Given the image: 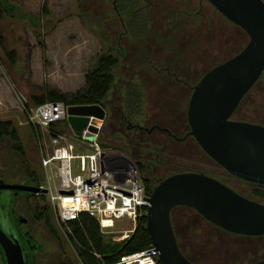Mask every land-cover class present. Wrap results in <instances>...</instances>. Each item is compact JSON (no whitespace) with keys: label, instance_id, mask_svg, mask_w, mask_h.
I'll return each instance as SVG.
<instances>
[{"label":"rangeland","instance_id":"1","mask_svg":"<svg viewBox=\"0 0 264 264\" xmlns=\"http://www.w3.org/2000/svg\"><path fill=\"white\" fill-rule=\"evenodd\" d=\"M10 1L22 9L24 16L16 19L6 17L1 22L4 46L0 45V120L9 119L13 122L25 153L44 177V167L41 164L42 142L36 135L33 125L27 120L28 112L35 105L31 97L41 96L52 88L63 93L81 90L85 85L86 71L105 47L95 35L80 24L76 16L75 0ZM162 1L165 7H170L172 11L186 8L188 3V0ZM165 7L158 11L155 18L156 16L162 18L161 12L166 15ZM189 9L198 13L200 19L198 24L195 25L190 19L189 24L192 23L194 26L176 31L178 37L175 53L154 43L153 59L156 65L164 63L170 71H177L180 77L195 84L207 70L238 52L248 41V36L243 29L224 18L206 0L201 4L199 0H190ZM33 17L38 19V25L32 24ZM122 42L126 50V61L131 62L133 66L137 63L145 68V60L134 62L133 55L139 45L127 39ZM141 45L146 48V42ZM119 68L122 74L116 79V88L127 83L133 70L122 65ZM135 70L146 78V69ZM147 79L149 83L144 86L145 93L147 89V102L143 120L146 121V125L154 122L163 124L168 121V112L171 111L168 110L171 96L178 98L181 95V100L185 102L189 99L191 91L173 82L164 73L156 76L153 70H149ZM113 95L114 92L112 97ZM86 135L88 139L93 138L89 132ZM150 137L162 140L164 147L171 149L173 153L182 154L170 156L171 161L175 162L174 165H178L177 168L180 166L202 168L218 175L239 190L243 189L240 182L229 176L197 143L188 142V139L177 142L167 137L164 131L157 129H154ZM100 138L107 141L106 147L131 156L127 151L118 148L119 141L112 139L111 136L101 135ZM7 151L9 142L7 139H0V175L14 163ZM80 161V158L73 159L74 164ZM173 170L174 168H163L161 174L164 176ZM47 173L50 189L55 191L57 177L53 170H47ZM6 175H2L4 180L16 181L18 178L10 172ZM23 204L24 201L19 197L18 207L20 208V205L23 207ZM19 210L27 217L24 208ZM171 220L181 238L184 250L192 258L197 257L196 254L199 252L204 254L201 259L204 264H228V259L233 255L243 256V261L251 256L242 251L246 249V245L248 246L247 238L221 232L214 234L208 223L192 208L174 207ZM27 226L41 245V249L35 254V264H64L67 261L83 264L68 238L70 230L66 227V221L60 219L53 208L48 220L29 219ZM134 226V220L122 217L115 218L114 221H105L101 224V230L106 237L121 240L129 233L127 230ZM193 246L197 247V253L196 250H191ZM257 256L259 254L254 255ZM0 264H3L1 252Z\"/></svg>","mask_w":264,"mask_h":264},{"label":"water","instance_id":"2","mask_svg":"<svg viewBox=\"0 0 264 264\" xmlns=\"http://www.w3.org/2000/svg\"><path fill=\"white\" fill-rule=\"evenodd\" d=\"M227 20L245 31L246 44L234 55L207 70L192 87L186 114L189 130L200 147L228 172L264 184V124L231 117L244 94L264 70V0H207ZM115 0H113V3ZM67 121L77 136L87 127L98 131L106 116L99 103H71ZM88 122H90L88 124ZM17 191L43 192L46 187L0 178L4 205L0 215V248L5 264H29L26 247L11 216V195ZM71 192L70 189H60ZM146 228L159 249L161 264H195L181 251L173 230L171 209L193 207L220 227L238 233H264V202L251 199L215 176L198 170L170 173L146 196ZM248 264H264V258Z\"/></svg>","mask_w":264,"mask_h":264},{"label":"trees","instance_id":"3","mask_svg":"<svg viewBox=\"0 0 264 264\" xmlns=\"http://www.w3.org/2000/svg\"><path fill=\"white\" fill-rule=\"evenodd\" d=\"M75 1L77 4L76 16L78 17L80 24L96 36L99 42L105 47V50L94 59L93 64H91L86 71L85 85L81 90L75 93H63L58 89L52 88L46 90L41 96H32V102L34 104L45 101L99 103L106 108L109 106V101H111L109 98L112 97V92H114L115 95H113L112 98H114L118 114L123 112L125 115L129 114L138 118L144 111L145 104L144 86L142 82L137 80V78H142V75L139 71H136L133 76L134 79L130 81L129 84H125V86L121 85L119 86L120 88H116L115 85L116 79L122 74L119 66L122 65L126 67L131 63L127 62L125 59L126 50L122 41L127 39L131 42H136L139 45L133 55L135 63L140 60H145L147 62L150 59L154 43L172 53H175L176 36L173 32L175 29L174 26L185 29L188 28L190 26L189 20L192 18L186 17V15L190 14V12L181 8L172 11L170 10V7H165L162 0H115L114 3L113 0ZM188 3L187 5L189 6ZM162 6L165 7L166 15L163 18H158L157 16L155 18V15H157ZM23 16L24 12L17 4L10 0H0L1 46H4L3 35L1 33L2 20L6 17L16 19L20 17L22 18ZM168 21H170V23ZM31 22L33 25L39 24L38 19L35 17L31 18ZM172 23L174 25L170 27L169 25ZM147 38H150L149 48H145L141 45V43L145 44ZM10 57L13 61V56H11V54ZM133 67L137 68L142 66L136 63ZM114 88L116 90H114ZM178 106L179 109H181L178 118L185 121L186 112L184 101L179 102ZM231 117L264 124V70L252 87L244 94L234 109ZM106 124L107 126H105ZM163 125L166 126L164 123ZM105 127H107V129ZM168 128L178 135L181 134L172 130L170 126H168ZM49 129H59L61 131L67 130L68 123L66 120L53 121L49 124ZM101 135L103 137L111 136L112 139L119 141L117 147L125 151L130 148V144H134L127 140L123 131L114 130L112 124H109L107 120L101 125L99 131L100 144L103 147H106L107 141L100 138ZM166 136L170 137L167 134ZM0 139H7L9 142V151L7 152L14 161V165L11 163L9 169L2 171V175L7 176L6 174L10 172L18 177L15 179L17 182L39 185L44 177L39 173L37 167L32 164L31 160L25 153L17 128L11 120H0ZM135 161L137 162V160ZM137 164L139 169L143 171L142 169L144 166L142 163L137 162ZM179 169H195L223 180L218 175L205 171L202 168L180 166ZM223 169L226 171L225 168ZM141 174L146 192L150 193L153 183L149 179V173L146 172V176L144 173ZM228 175L235 180L241 179L231 173ZM230 185L232 188L239 191V189L233 184ZM249 188L255 198L258 200H264V184H251ZM19 197L24 201V206L21 208H24L27 213V222L29 219H49L53 207L49 204L45 193L21 191L19 192L17 199ZM145 208L147 209V206H144V211L138 215L134 229L128 236L121 240H112L111 238L106 237L101 230L97 218L85 211L80 212L75 217L67 219L66 227L70 230L68 238L74 245L83 264H102L103 262H112L122 253L131 252L148 246L151 239L146 228ZM172 225L174 226L173 222ZM0 252L2 254L1 249ZM182 252L189 258V255L185 250H182ZM2 258L3 264H5L3 254ZM158 262L160 263V260H158ZM64 264L73 263L67 261Z\"/></svg>","mask_w":264,"mask_h":264},{"label":"built area","instance_id":"4","mask_svg":"<svg viewBox=\"0 0 264 264\" xmlns=\"http://www.w3.org/2000/svg\"><path fill=\"white\" fill-rule=\"evenodd\" d=\"M69 104L39 102L27 114L42 142L41 164L45 176L39 186L47 188V199L62 220L85 211L97 218L100 226L107 220L122 217L136 223L149 203L138 164L125 152L100 144L102 123L98 124L97 132H91L92 139L87 138L86 133L90 132L87 127L80 136L75 135L67 121ZM60 120L67 121V130L49 129L51 122ZM76 158L81 161L74 164ZM47 170H53L57 177L55 191L50 189ZM134 227L127 231L130 233ZM158 260L159 249L150 241L144 248L122 253L116 260L102 264H161Z\"/></svg>","mask_w":264,"mask_h":264},{"label":"flooded vegetation","instance_id":"5","mask_svg":"<svg viewBox=\"0 0 264 264\" xmlns=\"http://www.w3.org/2000/svg\"><path fill=\"white\" fill-rule=\"evenodd\" d=\"M181 1H184V0H181ZM189 1L190 0H188V2ZM202 1L203 0H199L200 4L202 3ZM163 7L164 6H162L160 9L161 11L163 10ZM183 10L190 12V14H187L186 17H191L193 19L192 23H194L195 25L198 24V21L200 20L199 17L197 16L198 13H194L191 9H189L188 5H186V8L184 7ZM161 14L163 15L162 16V18H163L165 15L162 12H161ZM168 22L170 23V21H168ZM192 23L190 24V26H194V25H192ZM173 25L174 24L172 23L169 26L172 27ZM174 28L175 29L173 32H174L176 39H177L178 36L176 34V31L182 30L183 28L175 27V26H174ZM149 45H150L149 38H147L146 47L149 48ZM153 49H154V47H153ZM153 49H152V52L150 55V59L146 62V66L144 68V69H146V78L145 77L137 78V80L142 82L143 86H145V85L147 86L149 83L148 79H147L148 72H149V70H153L155 72L156 76L159 75L160 73L161 74L164 73V75H166L167 77L172 79L173 82L177 83L178 85H181L182 87H185L186 89H189L192 92V87L196 83L191 84L190 81H187L186 79L180 77L178 75L177 71H170V68L168 66L164 65V63L162 65H156L154 63L155 61L153 59V57H154L153 56V53H154ZM128 66H129V68H131L133 70L131 71V76H130L129 80L127 81V83H125L126 85L129 84L130 81H132L134 79L133 76H134V73L136 72V70L134 71V69L144 70L142 67L134 68L131 63ZM125 84H123V86H125ZM144 91H145V88H144ZM190 95H191V93H190ZM190 95H189V98H190ZM181 97H182L181 95H179L178 98L171 96V100H170V102H168L169 103V106H168L169 109L168 110H171V111L168 112V116H169L168 121L164 122V124L166 125L165 127L170 126L172 128V130L177 131V133H181L180 135L175 133L178 136H182L190 128L189 124L187 122V114H186V120L185 121L180 120L178 118L179 112L181 110V109H179L178 103L181 101H184V100H181ZM144 98H145V102H147V89H146V93L144 92ZM109 99L111 100V101H109V106L106 108L104 107L106 110V116L104 117L102 124H104L105 121L107 120V122H109V124H112L114 130L123 131L127 140L134 143V144H130V148L127 150V152L131 155V158H133L134 160H137V162L142 163L144 168L142 169L143 171L140 170V172L144 173L145 176H146V172L149 173V176H150L149 179L153 183V185L159 179L166 176V175L163 176V174H161V169H163V168H174V170L171 173L176 172V171H183V170H180L179 168H177L178 165L177 164L174 165L175 162L171 161V159H170V156H172V155L176 156V154L177 155H182V154L181 153H173V151H171V149L164 147V145H163L164 143L162 140H155V139H152L150 136H151V133L154 131V129H157L160 131H164L168 136L175 139L177 142L189 140L188 142L193 141V142L197 143V141L195 140V138L193 137L192 134H187L182 139H176L173 136L169 135L166 130L158 129L156 126L152 127L151 129H148L153 124H158L160 126H164V125L161 123H158V122H154V123H151L149 125H146V121L143 120L145 113H146L145 104H144V111L145 112L143 111L144 114L143 115L141 114V116H139L138 118H135L134 116H131L129 114L125 115L123 112H121V114L120 113L118 114V111L116 109V105L114 103V98L111 97ZM188 100L186 102H184L185 112H186ZM186 170H193V169H186ZM225 172L227 174H230V172H228L227 170ZM141 176H142V174H141ZM0 178H2V176H0ZM236 180H238V179H236ZM6 181H14V180H6ZM238 181L240 182L241 187H243L242 190H239L241 194H243V195H245L251 199L258 200L257 198H255L252 195V193L250 192V188H249L251 186V184H257L258 182L248 181V180H245L243 178L239 179ZM223 182H225V181H223ZM258 184H260V183H258ZM261 184H263V183H261ZM228 185H230V184H228ZM19 192H21V191L14 192L11 195L10 216H11L12 222H13L16 230L18 231V233L22 239L23 244L29 248L28 249L29 264H35V254L41 249V245H40L39 241L31 233L29 227L27 226L28 222H27L26 217L20 213L19 209L22 206L20 205V208L18 207L17 197H18ZM2 199H4V192H0V202H2ZM258 201L264 202V200H258ZM176 206H183V207L185 206V207H189V208L194 209L193 207L181 205V204L176 205ZM176 206H174V207H176ZM3 208H4V205L0 203V215L2 214ZM196 213L201 215L197 211H196ZM202 218L208 223L209 229L213 230L214 234H218L221 232V233H228V234H231V235L236 236V237L247 238L246 240L248 242V246L246 245V247H245L246 249H244L242 251L247 256L251 255L250 258L243 261V259H244L243 256L233 255L228 259V264H248V263H251L253 261L264 258V233H261V234H245V233L233 232V231H230V230H227V229L220 227L219 225L209 221L208 219H206L203 216H202ZM173 230H174V233H175V236L177 239V243H178L180 249L184 250L185 248L182 246L181 238L178 236V233L175 229V226H173ZM193 247H191V250L192 251L196 250L195 253H197V251H198L197 247H195V246H193ZM257 254H259V256L254 257V255H257ZM196 255H197V257H195V258H192L190 256H189V258L188 257L187 258L190 259L195 264H204V262H202V260H201L204 256V254H202V253L200 254V252H199ZM230 255H232V254H230Z\"/></svg>","mask_w":264,"mask_h":264}]
</instances>
